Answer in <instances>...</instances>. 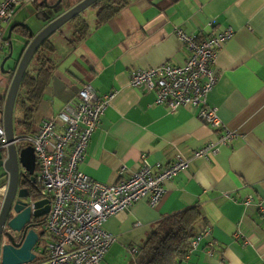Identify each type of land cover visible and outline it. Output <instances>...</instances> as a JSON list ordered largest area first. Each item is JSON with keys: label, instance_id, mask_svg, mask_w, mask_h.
Listing matches in <instances>:
<instances>
[{"label": "crops", "instance_id": "crops-1", "mask_svg": "<svg viewBox=\"0 0 264 264\" xmlns=\"http://www.w3.org/2000/svg\"><path fill=\"white\" fill-rule=\"evenodd\" d=\"M78 1L66 0L62 11ZM43 8V0L19 6L10 26L28 23ZM93 9L88 20L83 17L89 25L83 39L70 42L74 22L65 32L58 30L63 44L56 58L61 59L54 60L56 67L30 122L19 124L22 128H14L15 134L34 133L89 84L98 96L111 95L78 165L95 180L110 183L128 176L138 169L142 153L151 164L164 165L178 153L188 155L214 143L217 154L195 158L167 181L158 204L141 199L107 219L104 228L115 241L101 262L117 264L118 254L138 249L162 218L197 206L202 237L182 264H264V0H130L99 25ZM211 20L215 24L209 26ZM46 23L29 24L35 34ZM17 27L12 32L18 34ZM175 28L198 37L233 31L217 51V80L207 95L208 104L236 133L228 144H219L223 130L203 123L197 108L188 105L170 112L154 104V91L129 84L135 69L185 62L189 51ZM7 54V49L0 51L3 58ZM19 117L13 111L14 123ZM5 153L1 151L0 159ZM248 196L252 202L245 205Z\"/></svg>", "mask_w": 264, "mask_h": 264}, {"label": "built area", "instance_id": "built-area-1", "mask_svg": "<svg viewBox=\"0 0 264 264\" xmlns=\"http://www.w3.org/2000/svg\"><path fill=\"white\" fill-rule=\"evenodd\" d=\"M37 1H0L1 52L10 43L5 33L16 9ZM214 24V20L209 22V26ZM174 33L189 51L185 62H163L135 69L129 84L147 92L154 91V104L165 106L170 112L188 105L197 108V117L203 123L212 129L223 130L218 137L219 144H228L236 133L223 123L217 109L208 104L207 95L217 80L214 69L217 51L233 31L226 28L206 37L188 34L181 28H175ZM110 98L111 95L98 96L93 87L84 84L74 100L67 102L54 116L43 120L34 133H14L11 142L7 140L0 120V151L6 152L12 143L17 151L30 146L35 153L33 176L39 197L33 199L29 195L27 202L31 212L35 210V201L47 199L49 203L48 212L37 218L38 227L49 237L44 247L46 253L44 258H40L43 249L34 247L35 259L26 264H100L115 241V236L104 228L110 216L141 199L151 206L158 204L167 181L186 170L195 158L210 159L217 154L219 148L212 142L188 155L178 153L174 160L164 165L159 162L151 164L147 155L142 153L138 169L117 182H101L91 178L80 171L78 165ZM6 189L7 184L0 186V211ZM242 202L250 204L252 196ZM261 210L264 212L263 207ZM201 237L202 234L198 233L192 238L185 259L196 248ZM10 240L21 243L23 237L21 232L5 225L0 246L8 244ZM129 251L134 254L137 248L129 247ZM209 254L212 255L213 250L209 249Z\"/></svg>", "mask_w": 264, "mask_h": 264}, {"label": "water", "instance_id": "water-1", "mask_svg": "<svg viewBox=\"0 0 264 264\" xmlns=\"http://www.w3.org/2000/svg\"><path fill=\"white\" fill-rule=\"evenodd\" d=\"M95 1L79 0L55 17L40 14L42 16L40 17V21H46L47 23L35 34L27 22H17L10 26L9 32H12L16 26L26 27L28 36L24 37L19 34L22 38H26L27 41L17 57L12 56V47L11 43H9L8 54L0 63L2 72L11 74L10 83L4 95L3 109L0 110V120L9 142L13 140L15 133L13 110L20 89V82L35 52L65 22L74 18ZM61 2L62 0H56L54 3L49 4L47 0H43V6L44 8L51 9ZM9 58L13 60V64L5 69L4 64ZM5 154V159H0V166L4 168L7 174V189L0 211V238L3 227L7 225L12 230L21 232L23 240L21 243H15L10 240L8 244L0 246V264H26L35 259L36 255L33 250L35 245L38 244L39 235L42 234V231L38 232L35 229L38 226V222L35 219L44 216L48 212L49 203L47 199L37 200L34 202L35 210L31 212L27 202L30 195L29 190L27 188H18L19 177L27 176L29 181L34 182L33 174L36 158L33 148L27 146L17 151L15 146L10 143ZM20 167L27 173L24 175L20 174ZM12 203H14L13 206ZM11 208H13V212L15 213L13 216L9 215Z\"/></svg>", "mask_w": 264, "mask_h": 264}, {"label": "trees", "instance_id": "trees-1", "mask_svg": "<svg viewBox=\"0 0 264 264\" xmlns=\"http://www.w3.org/2000/svg\"><path fill=\"white\" fill-rule=\"evenodd\" d=\"M130 0H96L91 6L96 9L95 24L99 25L111 19L121 8L125 7ZM36 3V2H35ZM74 38L73 43L83 39L89 25L81 14H77L73 19ZM17 32L24 37L28 36L26 27H17ZM55 50L54 44L46 39L35 52L26 72L24 73L20 89L16 97L15 106H18L21 117L18 123L25 125L30 122L38 101L47 86L48 80L56 67V62L49 56ZM21 91V93H20ZM3 99L0 97V107ZM20 133L26 132L22 131ZM37 168V167H36ZM24 175V173H22ZM23 186H28L29 193L33 199H37L38 187L35 182H31L24 177ZM200 215L197 206H192L184 210L173 213L162 218L144 243L132 254L129 264H182L191 247L192 238L198 233L196 220ZM37 221V219H35ZM39 221V220H38ZM42 234L45 233L42 229ZM40 234V235H42ZM39 243V238H38ZM35 248L38 247L35 245ZM46 251H42L40 258H44ZM38 257V256H37Z\"/></svg>", "mask_w": 264, "mask_h": 264}, {"label": "rangeland", "instance_id": "rangeland-1", "mask_svg": "<svg viewBox=\"0 0 264 264\" xmlns=\"http://www.w3.org/2000/svg\"><path fill=\"white\" fill-rule=\"evenodd\" d=\"M66 6V0H63L61 3H59L56 7L48 9V8H43L40 12L41 15H49L51 17H55L59 14H61L63 11V9ZM95 10L93 9V7H86L85 9H83L80 14L82 17H85L87 20L89 19V17H91V14H94ZM40 14L35 13L32 16H30L28 19V23H30L31 25H34L36 23H38L40 21ZM42 23L46 22V21H41ZM70 25H73V21L68 20L67 22H65L62 26H61V30L63 32H65V30L67 29V27H69ZM30 27V26H29ZM60 30V31H61ZM60 31H56L54 32L50 37L49 40L54 44L55 46V51L51 52L49 54V56L55 60L57 59L58 61H60L61 57L56 58L60 46L61 44H63V40L62 35L60 33ZM5 37L8 38L10 40V45L12 47V56L13 57H17L18 54L20 53L21 49L24 47V44L26 43V40L24 38H22L19 34H17L16 32H9L8 30L5 33ZM7 50L9 51V45L7 47ZM5 55V54H4ZM3 59V55H0V63L1 60ZM13 64V60L11 58H9L5 64H4V68H8L9 66H12ZM10 77L11 74L9 73H4L2 72L1 68H0V97L3 99V105H4V95L5 92L8 88V85L10 83ZM21 93V91H20ZM0 107V110H2L3 108ZM14 114L16 117L20 116V111L18 109V106L14 107ZM14 128L15 129H20L22 128L21 125H19L18 122L14 123ZM28 134V133H27ZM0 157H1V151H0ZM20 172L24 173L23 168L20 167ZM7 183V175H5V171L3 169L0 168V186H2L3 184ZM35 229L39 232L41 231L40 228L38 226L35 227ZM49 241V237L46 233L39 235V243L36 245L39 249H43L44 247L47 245ZM38 255H40V253H38ZM118 261L117 264H129V261L132 257V254L129 250L124 249L123 251H121L118 254ZM101 264H104L103 262H101Z\"/></svg>", "mask_w": 264, "mask_h": 264}, {"label": "flooded vegetation", "instance_id": "flooded-vegetation-1", "mask_svg": "<svg viewBox=\"0 0 264 264\" xmlns=\"http://www.w3.org/2000/svg\"><path fill=\"white\" fill-rule=\"evenodd\" d=\"M5 157H6V155L5 156H3L1 159H5ZM0 168L1 169H3L4 170V168L2 167V166H0ZM20 174H22L21 172H20ZM25 174V173H24ZM5 175H7L6 173H5ZM25 177V176H24ZM24 177H19V184H18V188H27L28 189V186H23V182H24V180H25V178ZM27 177V176H26ZM27 179H28V177H27ZM14 205V203H12V206ZM15 213L13 212V208H11V210L9 211V215L10 216H13Z\"/></svg>", "mask_w": 264, "mask_h": 264}]
</instances>
